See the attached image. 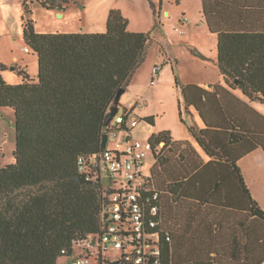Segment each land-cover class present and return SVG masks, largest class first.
Returning <instances> with one entry per match:
<instances>
[{
	"label": "trees",
	"instance_id": "obj_1",
	"mask_svg": "<svg viewBox=\"0 0 264 264\" xmlns=\"http://www.w3.org/2000/svg\"><path fill=\"white\" fill-rule=\"evenodd\" d=\"M19 1L25 48L36 54L38 70L36 77L20 71L21 81L9 83L2 75L7 67L0 61V108L13 109L15 125L13 161L0 165V264H59L60 259L71 256L74 243L100 234L107 221L102 211L110 202L109 196L118 190L104 183L98 164H89V172H83L78 162L80 157L88 162L90 156L102 154L107 148V142L102 147L108 130L106 117L118 91H125L144 62L150 32L129 30L128 18L117 8L109 10L104 31L38 32L31 16L34 0ZM37 1L48 9H64L76 0ZM148 1L155 15L152 0ZM201 3L207 28L217 38V65L224 89L240 90L246 98L264 103V0ZM157 23L155 19V27ZM176 83L186 103L195 106L208 122L206 108L201 105L210 97L211 101L217 99V85L209 92L197 85ZM139 119L153 125L151 115ZM216 123L211 120V126ZM231 127L237 131L234 125ZM190 129L207 154L231 164L233 184H240L248 197L242 209L248 217L264 223V210L250 197L236 166L243 153L234 156L223 146L212 144L210 150L202 132ZM169 140L168 131L149 138L152 148L143 172L132 182V187L146 198L158 194V199L149 201L157 206V214L151 215L148 205L145 212L147 219L157 221V226L147 232L159 233L157 264H222L217 256L177 263V252L182 249L176 247L174 238V207L179 193L172 184L159 182L155 170L164 159L159 145ZM259 145L264 148V142ZM147 160H153L149 174L145 173ZM217 202L221 204L211 201L215 205ZM128 216L123 214L125 223ZM139 245L138 240H128L103 256L117 258L109 264H135ZM233 253L237 264H257L241 255L238 246Z\"/></svg>",
	"mask_w": 264,
	"mask_h": 264
},
{
	"label": "crops",
	"instance_id": "obj_2",
	"mask_svg": "<svg viewBox=\"0 0 264 264\" xmlns=\"http://www.w3.org/2000/svg\"><path fill=\"white\" fill-rule=\"evenodd\" d=\"M95 2L93 11H90L88 6H83L76 14H73L68 7L54 10L55 13L60 14L58 16L61 19L75 20L79 17L81 26V29L77 27L76 31L58 28L55 32L104 31L109 10L112 8L120 9L128 18L129 30L143 31L138 26L146 20H135L134 26H131L130 5L132 3L130 0H96ZM149 9L152 17L150 14L147 24L148 29H151L154 26L155 15L150 4ZM211 34L216 41L215 57L211 59L217 62V38L214 33L211 32ZM13 60L17 61V58L14 57ZM161 71L163 72V66L154 81L161 75ZM192 85H197L209 92L214 90V85H217V99L211 101L210 97L206 104L201 105L204 110L206 108L207 113L205 112L204 116L208 122L203 120L195 106L186 103L179 88L191 119L184 120L186 128L176 134L169 129L161 130L169 132L170 140L166 145L164 143L159 145L164 159L163 164L155 169L158 175L157 180L164 185L172 184L179 193L174 207L175 245L177 248H182L176 255L177 263L187 261L196 263L202 258L211 260L212 256H217L222 264H237L236 259L233 258V250L235 246H238L240 254L247 256L250 263L264 264L263 221L248 217L242 209L246 208L248 197L240 184L236 181L233 184L231 174L234 171L231 164L207 154L190 129L202 132V137L210 150L212 144L215 147L223 146L225 152L234 156L237 153H243L236 160V166L240 170L250 197L264 210V148L259 145L264 142V109L262 107L264 103L257 99L246 98L240 90L224 89L225 84L221 76L220 80L214 84ZM130 87L131 81L119 99V109L132 106L138 118L153 116V125L142 122L150 130L154 129V115L142 112L146 101L143 103L136 99L122 101ZM211 120L217 121L216 127L211 126ZM138 125L134 128L136 131ZM231 125H234L237 131L233 130ZM137 132L143 138L148 137L147 131ZM148 162L149 166L153 165V160ZM216 200L221 204L211 203Z\"/></svg>",
	"mask_w": 264,
	"mask_h": 264
},
{
	"label": "rangeland",
	"instance_id": "obj_3",
	"mask_svg": "<svg viewBox=\"0 0 264 264\" xmlns=\"http://www.w3.org/2000/svg\"><path fill=\"white\" fill-rule=\"evenodd\" d=\"M27 2L30 0H26ZM59 1V0H57ZM96 0H76L66 7L73 14L84 6L90 11L96 5ZM132 27L135 20L141 22L143 32H150V42L144 62L135 71L131 79V87L122 101L136 99L146 101L143 114H153L155 117L154 129L145 126L139 118L137 131L148 132L143 138L134 129L135 139L146 141L152 134L169 129L173 134L186 128L184 120H190L184 101L181 97L178 84H214L220 80L218 65L211 57H215V37L207 28L202 17L201 0H152L155 19L160 22L157 26L148 29L147 20L150 18L148 0H130ZM144 5V6H143ZM53 9L43 7L34 0L31 4L32 19L35 30L38 32H55L58 28L74 29L81 26L78 18L75 20L61 19ZM22 6L19 0H0V61L6 65L2 71L4 79L9 83H18L22 76L20 71H27L31 77L37 76V57L30 51H25L22 36ZM152 17V14H151ZM151 20H153L151 18ZM160 20V21H159ZM74 25V26H73ZM73 27V28H72ZM195 50L207 58L195 54ZM16 57L17 61L13 58ZM163 66V72L152 82V69L156 65ZM27 65V66H25ZM264 109V106H262ZM123 107L119 109L122 113ZM123 136V132H121ZM115 146L110 142L108 147ZM15 149V125L12 108H0V165L13 161ZM145 173L149 174V162L145 165ZM110 173L104 169L102 180L107 185ZM113 188L122 187L124 176L114 175ZM70 260V257L67 260ZM66 259H60L63 263Z\"/></svg>",
	"mask_w": 264,
	"mask_h": 264
},
{
	"label": "built area",
	"instance_id": "obj_4",
	"mask_svg": "<svg viewBox=\"0 0 264 264\" xmlns=\"http://www.w3.org/2000/svg\"><path fill=\"white\" fill-rule=\"evenodd\" d=\"M24 50L27 51V48ZM161 67L160 64L153 67L152 82ZM123 110L120 113L118 108L108 123L107 143L112 142L115 146L109 148L107 145L102 154H93L88 162L80 157L78 162V168L83 172H89V164H95V167L98 164L101 174L106 169L111 175L108 183L110 186L115 183V174L124 176L123 185L117 189V193L109 196L110 202L102 211L107 221L102 226L101 233L89 235L79 243H74L70 260L66 259L59 264H109L117 258H107L103 255L110 249H120L125 242L132 239L140 241V245L135 249V264H150L151 260L153 264L158 263L159 248L155 244L158 243L159 233H147L157 226V221L145 217L147 205L151 215L157 214V206L149 201L158 199V194L152 193L151 197L146 198L132 187L137 174L143 172L144 160L152 147L148 139L141 141L134 137L133 130L139 120L133 112V107L129 106ZM123 214L129 215L127 223L123 221ZM123 231L127 232L126 235L122 234Z\"/></svg>",
	"mask_w": 264,
	"mask_h": 264
},
{
	"label": "water",
	"instance_id": "obj_5",
	"mask_svg": "<svg viewBox=\"0 0 264 264\" xmlns=\"http://www.w3.org/2000/svg\"><path fill=\"white\" fill-rule=\"evenodd\" d=\"M57 9H58V10H61L60 7H58ZM58 15H60V14H58ZM195 54L201 56L202 58H207L206 56H204L203 54H201V53H200L199 51H197V50H195ZM123 93H124V89H120V90L118 91V93L116 94V96H115V104H114V106L111 108V111L109 112V114L107 115L106 120H105V124H108L109 121L113 118V116H114V115L116 114V112L118 111L119 106H118L116 103L119 102V99H120V97H121V95H122ZM106 142H107V134H105V135L103 136L102 147H105ZM112 264H116V263L114 262V263H112Z\"/></svg>",
	"mask_w": 264,
	"mask_h": 264
}]
</instances>
